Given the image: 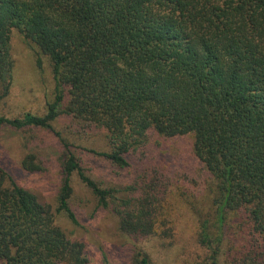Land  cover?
I'll use <instances>...</instances> for the list:
<instances>
[{"label":"trees","instance_id":"trees-1","mask_svg":"<svg viewBox=\"0 0 264 264\" xmlns=\"http://www.w3.org/2000/svg\"><path fill=\"white\" fill-rule=\"evenodd\" d=\"M12 29L49 56L53 97L44 114L0 124L49 129L65 153L56 209L0 163L2 264H88L81 237L58 223L80 225L70 203L79 185L117 216L120 235L170 231L158 217L180 170L164 156L180 153L157 147L185 137L190 170L207 179L197 234L208 264L245 228L243 260L264 264V0H0V97L13 78ZM62 117L67 132L54 126ZM21 167L40 166L29 152ZM104 168L134 181L106 183L95 173ZM134 262L150 264L139 248Z\"/></svg>","mask_w":264,"mask_h":264},{"label":"rangeland","instance_id":"rangeland-1","mask_svg":"<svg viewBox=\"0 0 264 264\" xmlns=\"http://www.w3.org/2000/svg\"><path fill=\"white\" fill-rule=\"evenodd\" d=\"M9 48L13 61V78L6 92L1 91L0 115L16 118L25 112L44 114L47 102L53 97L52 61L17 29L11 30ZM68 122L62 117L54 122V126L67 132L65 124ZM78 140L81 141V138ZM85 140L81 144L88 147L90 144ZM191 142L190 137L169 139L157 147L162 155L167 150H177L180 153L170 159L164 156L165 162H174L168 165L180 170L161 202L163 211L158 217L159 221H167L166 225L171 227L166 233L122 236L116 227L117 216L111 209L96 206L94 195L81 185L76 188V196L70 203L78 215L80 225L68 224L62 214H59L61 221L58 223L66 233L73 232L70 236L76 234L81 237L88 264H135L134 256L138 248L149 257L150 264H208L209 252L199 243L197 234L198 212L206 211L207 205H210L206 197L207 179L204 180L203 177L201 181L202 176H194L195 172L190 170V167L196 171L198 169L197 162L190 156ZM29 152L35 155L36 163L40 166L33 172L21 167L23 157ZM64 153L61 143L49 129H18L0 124V163L20 186L33 192L42 203L48 204L52 209L57 207L56 194L62 179ZM179 160L189 162L188 167L192 173L187 177L189 187L182 185L186 181V175L182 173L180 164L175 163ZM95 173L106 183L110 180L116 182L117 187H124L127 182L134 181L132 172L117 173L104 168V171ZM202 215L204 217L205 214ZM247 232L245 228L240 235L226 236L217 264H247L242 256L247 250H242V254L240 252Z\"/></svg>","mask_w":264,"mask_h":264}]
</instances>
